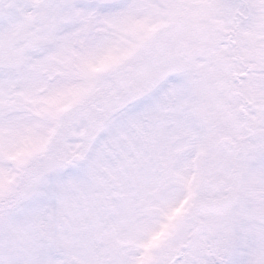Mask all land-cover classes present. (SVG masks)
<instances>
[{
	"label": "snow or ice",
	"instance_id": "snow-or-ice-1",
	"mask_svg": "<svg viewBox=\"0 0 264 264\" xmlns=\"http://www.w3.org/2000/svg\"><path fill=\"white\" fill-rule=\"evenodd\" d=\"M0 264H264V0H0Z\"/></svg>",
	"mask_w": 264,
	"mask_h": 264
}]
</instances>
